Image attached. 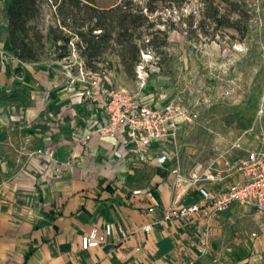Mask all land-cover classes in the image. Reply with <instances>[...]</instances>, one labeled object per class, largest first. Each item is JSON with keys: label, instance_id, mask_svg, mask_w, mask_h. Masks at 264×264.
<instances>
[{"label": "crops", "instance_id": "obj_1", "mask_svg": "<svg viewBox=\"0 0 264 264\" xmlns=\"http://www.w3.org/2000/svg\"><path fill=\"white\" fill-rule=\"evenodd\" d=\"M3 6L0 0V264H264V216L249 207L217 216L206 252L195 227L204 217L145 233L141 227L168 207L197 201V188L172 173L174 160L114 157L116 140L94 132L103 99L84 93L69 63L21 61ZM106 223L113 227L107 241L84 251L82 235Z\"/></svg>", "mask_w": 264, "mask_h": 264}, {"label": "rangeland", "instance_id": "obj_2", "mask_svg": "<svg viewBox=\"0 0 264 264\" xmlns=\"http://www.w3.org/2000/svg\"><path fill=\"white\" fill-rule=\"evenodd\" d=\"M120 1L97 0L96 4L109 7ZM141 1L144 4L146 0ZM246 2L252 16L245 37L240 38L231 28L215 31L207 22L205 34L199 27L200 0H182L180 8L175 7L176 0L157 1L152 18L158 24L152 30L166 29L167 42L157 48L158 57L147 52V74L132 79L123 73L104 72L106 80L143 99L160 104L180 98L198 112L196 122L183 125L179 134V164L184 178L207 168L237 138L244 135L247 146L264 131V0ZM41 5L42 13L35 25L45 35L49 26L57 23L56 7L52 0H42ZM163 36L159 35L158 45ZM72 47L70 60L64 62L78 71L79 77L82 60ZM54 50L47 44L41 60H55ZM110 58L114 60L115 56ZM243 217L249 218L247 214ZM240 231L244 232L245 227Z\"/></svg>", "mask_w": 264, "mask_h": 264}, {"label": "built area", "instance_id": "obj_3", "mask_svg": "<svg viewBox=\"0 0 264 264\" xmlns=\"http://www.w3.org/2000/svg\"><path fill=\"white\" fill-rule=\"evenodd\" d=\"M150 57L142 53V62L137 66V77L147 71L144 62ZM78 81L85 84L86 95H99L103 99L104 116L94 122V132L114 139L117 145L114 157L123 159L133 153L142 163L163 165L174 160L172 173L182 178L179 164V134L183 125L193 124L199 117L197 111L189 108L182 99H173L160 104L141 98L125 88L117 87L106 80L104 73H91L80 65ZM263 111V110H262ZM91 135L79 139L87 146ZM244 135L233 141L207 168L193 172L184 181L196 187L198 200L185 205L165 209L162 218L141 227L145 233L162 222H175L204 217L205 223L196 224L202 234L201 249L206 252L213 222L220 214L234 206L249 207L256 214L264 216V131L258 139L246 146ZM135 195L141 190H135ZM149 213L155 207L148 208ZM112 224L103 228L94 226L81 237L84 251L104 244L112 234ZM129 235L123 232V237ZM257 236V233H253Z\"/></svg>", "mask_w": 264, "mask_h": 264}, {"label": "trees", "instance_id": "obj_4", "mask_svg": "<svg viewBox=\"0 0 264 264\" xmlns=\"http://www.w3.org/2000/svg\"><path fill=\"white\" fill-rule=\"evenodd\" d=\"M2 1L8 20L7 34L23 62L41 61L47 44L55 49V61H69L75 46L87 71L111 70L135 79L142 53L152 51L158 57L157 48L167 42L166 29L152 30L158 24L152 15L160 0H146L144 4L141 0H121L109 7L98 6L97 0H52L57 23L50 25L45 35L35 25L42 13V0ZM181 1L176 0L175 7L180 8ZM200 1L199 27L205 34L207 22L215 31L231 28L240 38L245 37L252 16L246 0ZM188 25L191 27L192 23ZM159 35H164L161 45L157 44ZM211 35L214 37L215 32ZM100 63L105 66L101 67Z\"/></svg>", "mask_w": 264, "mask_h": 264}]
</instances>
